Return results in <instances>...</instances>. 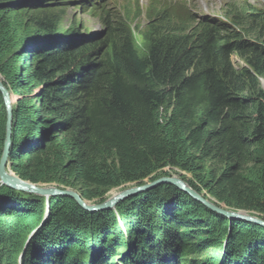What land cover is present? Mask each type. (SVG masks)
Here are the masks:
<instances>
[{"label": "trees", "instance_id": "1", "mask_svg": "<svg viewBox=\"0 0 264 264\" xmlns=\"http://www.w3.org/2000/svg\"><path fill=\"white\" fill-rule=\"evenodd\" d=\"M16 1L0 0V75L11 93L23 95L8 160L16 176L76 189L93 201L179 169L222 207L264 222V94L242 99L264 76V16L233 4L227 27L216 18L158 11L140 33L139 50L129 22L118 16L103 20L102 40L65 41L60 9ZM23 35L33 50H23ZM231 55L246 66L234 68ZM250 119V141L243 134L236 143L228 122ZM6 136L0 92V158ZM207 161L222 167L217 178L213 169L201 177ZM26 195L0 187V264H18L24 235L39 225L24 264H115L120 248L129 254L119 264H214V256L197 260L211 247L224 249L223 264H264L263 226L230 224L169 184L126 199L114 213L86 212L57 197L46 221L38 197H17ZM117 215L129 222L124 238Z\"/></svg>", "mask_w": 264, "mask_h": 264}, {"label": "rangeland", "instance_id": "2", "mask_svg": "<svg viewBox=\"0 0 264 264\" xmlns=\"http://www.w3.org/2000/svg\"><path fill=\"white\" fill-rule=\"evenodd\" d=\"M16 2L18 3V5H21L22 8L24 6L30 5V6H33L34 8L39 7L43 10H47L49 8L60 9L61 13L59 16V22L61 24V28L59 30L60 32L63 33V35L67 36L65 41H68L69 38L82 40L86 36L92 37L90 38V40L94 38L95 39H101V37L104 38L107 34V29L103 25V20L108 19V16H118L129 22L133 30V33L135 35L136 43L138 44L139 50L140 49L142 50L143 44H144L140 33L145 28L149 20V16H153L155 12H158V11L164 12V10H167L168 12H170L171 10L172 11L174 10L176 12H179L181 15L187 12L189 16L194 15V16H199V17L207 16L211 18H216L217 22H220L221 20L225 23L227 27H229V24L226 23L228 12H229V9L231 11L230 7L233 6V4H235L236 6L240 4H246L252 9L251 12L256 13L255 16H264V0H17ZM96 5L97 7H95ZM246 31L248 32V35L246 36V38L250 41H253V40L255 41L252 35H249V31L248 30ZM73 33H76V34H73ZM263 34H264V28H263ZM263 34H261V36ZM24 37L25 36L23 35L21 39H23ZM26 38L27 37H25L24 39L23 50H27V51L33 50L32 48L26 49L24 47V45L27 44L26 41H28V39ZM230 61L233 67L236 69H242L243 67L246 66L244 62L240 60L239 58H237L235 55L230 56ZM74 62L75 61H73V63ZM22 66L23 65H21V67ZM20 73L23 74L21 70H19V74ZM53 74L55 75L58 74V71L56 70L55 72H53ZM0 80L1 82L4 83V79L1 75H0ZM257 80H258V85L254 89V92L252 93L248 92V93L243 94L242 99H245L247 97H253L254 95H256V91L264 94V76L257 77ZM55 81L56 80H53V82ZM5 87L7 88V86ZM7 89L9 90V87ZM10 95H11L12 107H13V110L15 111V106L19 103L20 99L23 98V95L19 96L18 94L11 93V91H10ZM34 96L37 97L38 93L33 95V97ZM7 123H8V112H7ZM244 124H246L245 127L243 126ZM251 125H252L251 119H250V123H242V122H231L230 123L228 122V128L229 126H231L232 128L231 130V133H233L232 139L236 140V143H239L242 138V135L245 134L244 138L245 140H248L249 142L251 139L249 136V133L251 132ZM244 128H246V131H244L245 130ZM200 166L202 167V171L200 172L201 177H204V176L209 177L210 172H211L210 170L213 169L215 171L214 176L215 178H217L219 175V171L222 168L219 164L212 162V161H207L206 163ZM250 166L252 165H248L247 167L249 168ZM6 172L15 176L14 172L11 169V165L9 164L6 166ZM163 172H164L163 173L164 177H161V178H166V179L168 178V179L178 180L182 182L183 184H185L184 186L185 188L190 189L193 192L197 193L203 200L212 204L214 207L218 208L224 213L221 215V213H216L205 206L207 209H209L210 212H213L221 216H224L225 214H234L237 212V213H242L244 215L253 217L255 219H260L257 213H251V212H247L243 210L237 211L234 209H227V208L222 207V205H220L211 196H209L206 191L199 188L200 185L197 183L198 178L193 177L191 174L182 172L179 169H164ZM156 180L147 179V180H144L141 184H128V185H124L119 188L109 189L104 192H101V195L96 197L97 199H94L93 201H104V200L106 201V200H109L110 198H113L115 195L117 196L124 190L134 188L135 186L149 185L153 181H156ZM188 182L195 184V186H197V189L191 188L188 185L189 184ZM34 186L39 189H46V190H50V189L68 190L69 189L73 192L79 193L76 189L64 188V187L58 186L56 183H53V182L51 183L42 182L41 184H36ZM0 187L9 188L2 184H0ZM14 191L20 192L17 190H14ZM20 193H23V192H20ZM17 197L19 198L24 197L23 200L25 201H30L34 199V197H38V201L41 202V205L45 211L43 214V217H45V221H46L47 218L49 217L48 208H49L50 201L51 199H55L58 196H52V197L47 196L46 197V196H41L39 194H28L26 196H17ZM59 197H65V196L62 195ZM41 198L43 202L41 201ZM170 200L171 199L167 200L166 202L168 203L170 202ZM116 209L117 207H114L109 210L114 213ZM228 216L227 217L224 216V217L228 218V220L230 221V224H232L233 222H248L246 220L230 218L231 216L230 217ZM43 221H44V218H43ZM116 223L118 224V230H119L118 232L122 234L123 238L126 237L129 231L128 220L124 221V219L118 216L116 219ZM40 226L41 225H39L36 228H33L34 229L33 231H29L24 235V237L26 238V242H25V246L21 248L22 251L20 250L21 253H19V256L17 257L18 264H21V263L24 264L25 254H26L25 248L27 249V247L30 246L29 244L32 240V237L34 236V232L38 231L42 227ZM159 237H160V232H158L157 234V240ZM91 248L88 251V255H91L93 253L94 249L93 247ZM202 248L204 249L206 248V246H203ZM53 250L56 251V247H52L51 251ZM124 250H122L121 248L119 249L121 253L120 255L119 253H117L119 256L116 257L115 264H119V260L121 259V257L129 254L127 250L125 251ZM208 250L209 251L207 253H202L197 257L198 262H204L206 259H209L211 256H214L215 257L214 264H223V261L225 260V254H224L225 251L223 248H213L212 249L211 247ZM1 252H0V256H1ZM165 255L168 257L169 253H165ZM171 256L169 258H171ZM1 258L2 257H0V259ZM164 259L163 261H166ZM174 260L175 258L170 262L172 263ZM27 261L30 262V259H28ZM145 263L148 264L146 260H145Z\"/></svg>", "mask_w": 264, "mask_h": 264}, {"label": "water", "instance_id": "3", "mask_svg": "<svg viewBox=\"0 0 264 264\" xmlns=\"http://www.w3.org/2000/svg\"><path fill=\"white\" fill-rule=\"evenodd\" d=\"M0 92L3 94L4 101L6 104L7 112H8V123H7V136H6V141L4 144L2 156L0 159V184L5 185L11 189L27 193V194H39L41 196H65L68 198H71L76 201L77 205L84 211L88 212H96V211H104L108 209H112L116 207L119 203L125 201L126 199L147 193L156 187L163 185V184H169L172 186H175L176 188L180 189L181 191L185 192L188 194L192 199L195 201L201 203L202 205L206 206L210 210L216 212V213H221V215L224 213L218 208L214 207L212 204L206 202L203 200L197 193L193 192L190 189L185 188V184L178 180H173V179H166V178H160L157 179L156 181H153L149 185H144V186H135L134 188L124 190L117 196L115 195L113 198H110L109 200H104V201H87L82 199V196L80 193L73 192L71 190H59V189H39L35 187L34 185L29 183L28 181H24L20 179L18 176H13L9 173L6 172V166L9 164V155L10 152L13 148V132H14V126H13V121H14V110L12 107V102H11V95L10 91L5 87L4 83L1 82L0 80ZM229 118V116H228ZM12 213V212H11ZM10 213V214H11ZM229 215V216H228ZM224 216H228L230 218H236V219H242L246 220L249 223H254L260 226L264 227V222L260 219H255L253 217L244 215L242 213H234V214H225ZM25 248V252H26Z\"/></svg>", "mask_w": 264, "mask_h": 264}, {"label": "bare ground", "instance_id": "4", "mask_svg": "<svg viewBox=\"0 0 264 264\" xmlns=\"http://www.w3.org/2000/svg\"><path fill=\"white\" fill-rule=\"evenodd\" d=\"M8 171H10V170H8ZM59 197V196H58ZM109 210V209H108ZM88 212H90V213H93V212H91V211H88ZM96 212H98V211H96ZM228 219V218H227Z\"/></svg>", "mask_w": 264, "mask_h": 264}]
</instances>
